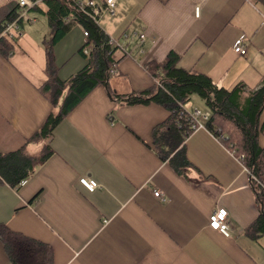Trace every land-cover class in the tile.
<instances>
[{"label":"crops","instance_id":"1","mask_svg":"<svg viewBox=\"0 0 264 264\" xmlns=\"http://www.w3.org/2000/svg\"><path fill=\"white\" fill-rule=\"evenodd\" d=\"M32 16L36 22L27 31L23 25L11 55L0 53V154L26 145L31 156L45 146L52 155L18 190L0 186V225L51 246L52 264H264V236L245 234L259 214L249 175L205 130L185 140L190 166L177 174L152 145V129L169 116L163 107L126 105L97 86L47 141L29 142L51 112L38 90L46 80L42 43L51 30L43 16L41 40L31 28L41 15ZM99 26L115 39L129 30L146 35L143 53L127 44L137 47L110 75L112 94L153 87L144 65L170 52L180 57L179 67L226 90L264 85V0H116L114 16L103 14ZM83 33L75 26L53 47L62 81L87 64ZM237 40L244 56L233 52ZM83 176L99 188L85 190ZM216 208L228 213V237L208 227ZM0 264H11L1 240Z\"/></svg>","mask_w":264,"mask_h":264},{"label":"trees","instance_id":"2","mask_svg":"<svg viewBox=\"0 0 264 264\" xmlns=\"http://www.w3.org/2000/svg\"><path fill=\"white\" fill-rule=\"evenodd\" d=\"M42 8L34 11L44 16L51 30V37L43 41L46 80L39 87L40 94L49 102L51 112L40 130L29 142L47 141L53 129L77 107L97 86H104L112 99L126 105L157 104L169 112L164 122L152 129V145L162 162H166L177 174L182 175L190 166L186 155L185 140L192 134L190 126L179 114L177 104L187 106L192 97L203 102L204 110L211 117L207 127L214 136H223L224 144L243 156V165L253 175L251 180L259 214L245 230L252 240L264 236V148L259 138L264 132V85L252 92L240 87L226 90L218 87L207 76L179 67L180 57L170 52L161 62H149L144 69L155 80L153 87L127 96L112 94L108 80L113 67L125 58L116 47L107 43L103 30L79 13L68 0H45ZM33 11V12H34ZM20 13L18 2L12 0L0 6V34L7 24ZM79 26L87 33L80 52L87 64L71 78L62 81L53 55V47L73 27ZM137 46H131L133 51ZM13 46L0 37V53L9 57ZM86 50L87 54L83 51ZM159 84V85H158ZM26 146V145H25ZM25 146L0 154V186L7 185L18 190L27 182L37 167L52 155L45 146L41 155L31 156ZM36 197L33 202L36 201ZM0 240L11 264H52L51 246L22 234L12 232L0 225Z\"/></svg>","mask_w":264,"mask_h":264},{"label":"built area","instance_id":"3","mask_svg":"<svg viewBox=\"0 0 264 264\" xmlns=\"http://www.w3.org/2000/svg\"><path fill=\"white\" fill-rule=\"evenodd\" d=\"M12 0H0V3L10 2ZM18 2L20 13L15 20L7 24L0 37L12 42L13 40L21 37L22 27L25 24H32L36 22V18L32 16L35 8L39 7L45 0H15ZM71 5L82 15H84L92 24L99 27V22L103 14H108L109 16H114L116 0H104L98 2L97 0H68ZM84 36L87 33L84 31ZM146 41V35L143 32H138L136 30H129L124 32L120 38L115 39L107 35V43L112 47H116L118 51L121 52L125 57L133 58L132 54L129 52L127 44L134 42L139 47V52L143 53L142 46ZM233 52L237 55L244 56L246 54L245 46L242 40H237L233 47ZM87 54V51H83ZM115 73V66L110 71V74ZM159 85V84H158ZM179 109V114L184 119L192 132L197 130H205L219 142H224L225 138L223 136H214L207 127V123L210 120L211 114L207 110L199 109L196 106L188 107L181 104H177ZM111 119V118H110ZM230 153L236 157L242 165V169L246 172L250 179L256 181L253 175L248 171V169L243 165V156L236 155L235 151L230 149ZM25 182H22L20 186H23ZM80 186H82L88 192H94L99 188V185L89 177H81L78 180ZM154 197L164 202L166 199L159 190H155L153 193ZM208 227L210 230L219 232L220 234L228 237L230 234V222L228 220V213L223 208H216L209 216Z\"/></svg>","mask_w":264,"mask_h":264},{"label":"rangeland","instance_id":"4","mask_svg":"<svg viewBox=\"0 0 264 264\" xmlns=\"http://www.w3.org/2000/svg\"><path fill=\"white\" fill-rule=\"evenodd\" d=\"M44 24H45V18L43 16H39L37 24L31 27V28H35L34 31L38 30L36 34H39L41 40L43 39V36H41L40 34H44L45 31H47V27ZM43 25H44V28L42 27ZM29 26H30L29 24L25 25L26 31L29 30ZM46 37L49 39L51 35L48 33ZM187 105H189V107L196 106L199 109L204 110L203 102L197 97H192L190 102Z\"/></svg>","mask_w":264,"mask_h":264},{"label":"bare ground","instance_id":"5","mask_svg":"<svg viewBox=\"0 0 264 264\" xmlns=\"http://www.w3.org/2000/svg\"><path fill=\"white\" fill-rule=\"evenodd\" d=\"M1 38H3V37H1Z\"/></svg>","mask_w":264,"mask_h":264}]
</instances>
